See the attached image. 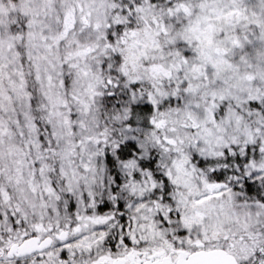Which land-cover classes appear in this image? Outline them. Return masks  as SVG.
<instances>
[{
    "label": "clouds",
    "instance_id": "9594fccd",
    "mask_svg": "<svg viewBox=\"0 0 264 264\" xmlns=\"http://www.w3.org/2000/svg\"><path fill=\"white\" fill-rule=\"evenodd\" d=\"M169 245L264 264V0H0V264Z\"/></svg>",
    "mask_w": 264,
    "mask_h": 264
},
{
    "label": "snow or ice",
    "instance_id": "6c2138e0",
    "mask_svg": "<svg viewBox=\"0 0 264 264\" xmlns=\"http://www.w3.org/2000/svg\"><path fill=\"white\" fill-rule=\"evenodd\" d=\"M211 27L212 26L209 25V28ZM232 43L238 44L239 40L234 39ZM37 227L39 228L40 226L38 225ZM189 243H192V241L189 240ZM195 243L196 245H200L201 241L197 240ZM15 247V245H12L13 249H15ZM169 250L175 254V258H173V255H169ZM130 255L138 256L139 253H136V251L133 250ZM144 256L145 259L143 261L134 259L132 260L131 264H236L235 259L226 252L213 250H209L207 252H189L182 248L177 249L172 245H169L168 249L163 247L152 249L151 253H149L148 250H145ZM111 264H126V260H113L111 261Z\"/></svg>",
    "mask_w": 264,
    "mask_h": 264
}]
</instances>
